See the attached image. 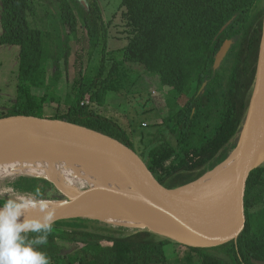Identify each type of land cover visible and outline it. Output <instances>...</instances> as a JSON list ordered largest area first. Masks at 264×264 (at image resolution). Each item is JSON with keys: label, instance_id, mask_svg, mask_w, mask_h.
Returning a JSON list of instances; mask_svg holds the SVG:
<instances>
[{"label": "trees", "instance_id": "1", "mask_svg": "<svg viewBox=\"0 0 264 264\" xmlns=\"http://www.w3.org/2000/svg\"><path fill=\"white\" fill-rule=\"evenodd\" d=\"M58 3L57 22L41 18L43 24L58 27L62 36L31 26L29 17L38 13L34 1L1 0L0 46H17L20 51L15 102L1 112L0 118L63 120L115 138L134 150L133 132L91 106H103L111 92L135 94L133 89L146 74L158 78L160 87L168 88V111L156 120L152 133H144L142 140L147 139V146L138 154L158 185L172 190L186 186L230 156L255 84L264 0H121L119 13L109 25L104 16L106 8L98 0ZM117 31L124 34V41L113 48L111 45L120 40ZM62 37L78 46L72 88L63 100L56 95L63 55L51 52L57 51L55 46L62 43ZM227 42V55L215 68L216 56ZM100 48L103 57L98 74L87 84L84 59L87 56L90 62ZM70 50L68 45L66 51ZM49 60L54 66L51 75ZM62 103L67 107L63 113L53 109L54 114L46 115L47 106ZM13 185L40 200L63 198L51 195L55 188L45 179L20 177ZM245 209L244 232L237 241L216 249L186 247L148 230L128 232L99 221L74 218L54 222L48 242L40 250L48 255L50 264L264 262V165L250 174ZM35 235L29 233L28 237ZM61 243L77 247L69 252ZM171 243L184 247V253L172 262L164 249Z\"/></svg>", "mask_w": 264, "mask_h": 264}, {"label": "water", "instance_id": "2", "mask_svg": "<svg viewBox=\"0 0 264 264\" xmlns=\"http://www.w3.org/2000/svg\"><path fill=\"white\" fill-rule=\"evenodd\" d=\"M229 48L230 42L225 43L216 56L215 68L220 66ZM0 141H45L49 145L44 149L90 161L109 162L124 173L130 183L128 197L114 188L84 192L76 196L70 204L72 206L54 213L55 222L84 219L77 215V210L90 198L97 197L118 208L127 218L147 225L148 231L182 246L211 250L237 241L247 224L245 195L248 179L264 163V19L253 93L234 150L235 179L224 202L209 197H185L178 192L206 174L186 186L174 190L165 188L152 179L146 164L133 149L115 138L63 120L32 116L0 118ZM36 150L39 149L29 148V152ZM150 183L154 184L153 188ZM222 214L224 219L215 222V218ZM253 262L264 264L256 260Z\"/></svg>", "mask_w": 264, "mask_h": 264}, {"label": "bare ground", "instance_id": "3", "mask_svg": "<svg viewBox=\"0 0 264 264\" xmlns=\"http://www.w3.org/2000/svg\"><path fill=\"white\" fill-rule=\"evenodd\" d=\"M49 145L45 141H0V183L15 176L28 175L39 177L52 182L67 199L45 203L47 209L41 210L39 206L42 200L21 197L19 200L35 202L36 207L28 204L25 217L28 219H43L46 212L53 214L59 209L68 208L76 200V196L87 191H99L102 189H117L128 197L130 183L124 173L109 162L90 161L82 158L68 156L59 151L44 149ZM35 147L34 152H29L30 147ZM236 151L230 154V158L216 169L206 173L199 181L180 189L178 192L185 197L211 198L218 202L224 200L231 193L235 179ZM44 202V201H43ZM77 215L84 219L99 221L114 228L146 229L148 226L139 220L127 218L118 208L99 200L90 198L77 210ZM89 217V218H88ZM224 219V214L215 218V222ZM154 230H159L152 228Z\"/></svg>", "mask_w": 264, "mask_h": 264}, {"label": "rangeland", "instance_id": "4", "mask_svg": "<svg viewBox=\"0 0 264 264\" xmlns=\"http://www.w3.org/2000/svg\"><path fill=\"white\" fill-rule=\"evenodd\" d=\"M35 2L36 8L38 9L37 17L30 16L29 21L33 28H38L42 30H48L53 34H61V30H57L55 25L43 24V17L46 16L45 22H57L58 17V1L59 0H32ZM100 4L106 9L104 12L105 20L107 25L111 24L110 21L116 16L120 8L121 0H98ZM84 4V3H83ZM0 15H1V0H0ZM42 17V18H41ZM117 17V16H116ZM48 18V19H47ZM115 24H119L116 22ZM110 29V28H109ZM59 31V33H57ZM109 31V30H108ZM111 33V31H110ZM2 34V28L0 24V36ZM112 34V33H111ZM119 42L112 44L113 48L121 44L123 39V33L117 31L115 34ZM62 36V34H61ZM110 44H111V40ZM109 44V45H110ZM70 46V51H66ZM57 51H51L57 55H63L61 61V79L58 82L56 89V95L60 96L63 100L67 93H70L72 88V83L75 75V57L77 52V44L72 40L71 43H67L65 38L62 37V43L56 44ZM19 47L17 46H0V114L4 110H8L11 104L15 102L17 95V71H18V58H19ZM67 54V57H66ZM69 55V56H68ZM102 48L99 49L97 53L94 54L92 60L89 62L87 56L85 57V69H86V83H91L98 74L99 67L102 59ZM48 71L51 75L54 71L53 61L49 60ZM133 95L126 93L115 94L111 92L107 95V100L103 106H98L94 104L91 106L93 111L101 113L103 116L111 118L114 121L119 122L125 129L133 132V147L137 154L142 152L143 148L147 145L142 140L144 138V133H152L154 130V124L156 120L163 118L167 113L166 108V94L168 88L160 87L158 78L150 75H143V79L140 85L133 89ZM8 107V108H7ZM52 109H51V108ZM50 107L46 108V115L50 116L55 113V109H59L60 113H63L67 108L63 103L59 106L58 104H50ZM54 109V110H53ZM264 165V163L262 164ZM217 167V166H216ZM215 167V168H216ZM214 168V169H215ZM20 177H31L28 175L15 176L9 178L0 183V200H6L8 198L19 200L18 198L26 197L33 200H40L34 194L21 193L13 188V183ZM39 178V177H35ZM41 179V178H40ZM48 181V180H47ZM50 182V181H49ZM52 183V182H51ZM53 184V183H52ZM56 191L60 192L56 186L53 184ZM49 191L52 190L48 188ZM52 190L51 195H61L63 198L61 200L67 199V197L60 192H55ZM55 192V193H54ZM74 219V218H73ZM104 224V223H103ZM108 225V224H107ZM95 228V226H93ZM121 228V227H119ZM128 232L134 230H147V229H126ZM163 237V236H161ZM166 238V237H164ZM61 245L66 249V251H72L76 249L75 244L71 243H61ZM165 252L169 260L174 261L177 256H181L184 253V247H181L175 243H171L165 248ZM216 251V250H214ZM218 256H222L220 252H214Z\"/></svg>", "mask_w": 264, "mask_h": 264}, {"label": "clouds", "instance_id": "5", "mask_svg": "<svg viewBox=\"0 0 264 264\" xmlns=\"http://www.w3.org/2000/svg\"><path fill=\"white\" fill-rule=\"evenodd\" d=\"M28 204L36 207L35 202L8 198L0 203V264H50L48 255L40 248L48 242L55 216L46 212L43 220L25 217ZM41 210L48 205L41 201ZM29 233H35L29 238Z\"/></svg>", "mask_w": 264, "mask_h": 264}, {"label": "flooded vegetation", "instance_id": "6", "mask_svg": "<svg viewBox=\"0 0 264 264\" xmlns=\"http://www.w3.org/2000/svg\"><path fill=\"white\" fill-rule=\"evenodd\" d=\"M227 55V54H226ZM222 63V62H221Z\"/></svg>", "mask_w": 264, "mask_h": 264}, {"label": "crops", "instance_id": "7", "mask_svg": "<svg viewBox=\"0 0 264 264\" xmlns=\"http://www.w3.org/2000/svg\"><path fill=\"white\" fill-rule=\"evenodd\" d=\"M1 16V15H0Z\"/></svg>", "mask_w": 264, "mask_h": 264}]
</instances>
